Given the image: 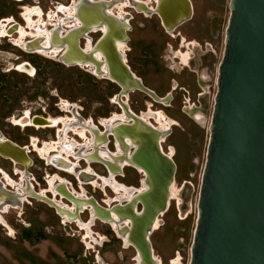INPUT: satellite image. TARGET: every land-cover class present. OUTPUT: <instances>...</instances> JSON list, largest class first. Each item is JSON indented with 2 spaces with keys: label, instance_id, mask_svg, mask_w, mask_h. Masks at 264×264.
<instances>
[{
  "label": "water",
  "instance_id": "obj_1",
  "mask_svg": "<svg viewBox=\"0 0 264 264\" xmlns=\"http://www.w3.org/2000/svg\"><path fill=\"white\" fill-rule=\"evenodd\" d=\"M123 2L82 0L75 14L82 27L71 36H64L61 28L52 31L51 49L62 50L69 43V57L63 58L62 54L61 61L106 65L109 75L113 73L124 87V93L138 89L158 100L127 70L116 50L115 39H124L127 23H122L109 10ZM230 12L190 264H264V0H231ZM159 13L164 24L173 27L190 19L193 11L190 0H160ZM98 28H105L106 34L98 41L94 53L102 55L105 62L79 48V39ZM132 118L135 124L122 126L116 136L121 141L131 139L136 146L130 163L145 172V191H133L135 197L111 209L103 208L93 197H76L66 185H57L56 192L75 204V214L79 215L88 206L100 219L117 223L120 235L138 251L139 264H159L150 236L159 218L169 209L176 165L162 152L160 134L144 120ZM105 134L111 131L107 129ZM104 135L91 131L95 143L98 136ZM0 155L26 169L31 164L26 150L9 141L0 143ZM87 161L98 160L89 156ZM105 163L111 170L110 164ZM52 164L67 170L75 167V163L62 157L54 159ZM77 179L90 183L97 176L83 170ZM25 191L55 207L61 215L66 211L54 198L39 195L31 186ZM21 197V193L7 189L0 182V212H6L8 206H23Z\"/></svg>",
  "mask_w": 264,
  "mask_h": 264
},
{
  "label": "flooded vegetation",
  "instance_id": "obj_2",
  "mask_svg": "<svg viewBox=\"0 0 264 264\" xmlns=\"http://www.w3.org/2000/svg\"><path fill=\"white\" fill-rule=\"evenodd\" d=\"M43 1L44 0H0V46H8L10 49L15 51L13 53L8 52V54L12 55V57L10 58L13 63L9 62L12 64L11 67L8 69V71H4L5 65L1 64L0 72L5 75L18 73L31 78L36 77L38 75V70L34 64V60L33 62L30 60H22L21 55L23 54L28 56H34L36 58L43 57L46 59L54 60L62 64L66 68H79L89 76L98 78L100 80H106L112 86L117 88V91L111 97V103L113 106H115L116 110L110 111L107 115L101 116L95 120L92 116L88 117L84 115V108L81 109L77 105L71 104L65 99H60V104H55V107L58 110L57 113L59 114H52L48 112V108L42 110V113H38V110L27 108L22 111L20 115H14L9 122L13 125V127L18 128L21 132H25L26 130H33L37 133L49 132V136H47V138L45 139H42L38 135H29L28 143L21 145L17 141L7 138L4 132L0 129V143L6 141L12 142L18 147L25 149L28 157L31 159V164L26 169L23 165H19L17 163L15 165L14 161L0 155V158L7 160L11 163L12 173L14 176L17 177L16 179L13 178L0 165V182L3 183L5 187L11 191L19 192V189H27L28 186H31L32 189L37 193H44L45 191L47 195L46 197H49L50 199L54 198V200L61 202L63 206L71 209L72 203H70L66 199H62L60 195L57 197L50 192L49 187L47 186V180H52V182L56 186L59 184L61 185V183L63 184L65 180L68 181L67 188H69L70 190H68L72 191L76 195V197L83 196L91 198L93 196L89 195L86 186L80 184L77 177L58 170L57 167H55L53 164L48 165L47 161L43 160L44 156L49 154L53 157L52 161H54V159L61 158L59 153H61V150L63 149L64 154H67L69 153V151H71L73 154H76L78 158L82 159V157H84V154H87V152L85 151V147H87V143L91 136V131L93 132L94 129L97 135L103 136L105 134V131L108 129V131H111V134H105L104 137L98 136V139H100V144L98 148L92 151L89 150L88 152V156H93L97 160L99 158L103 162L99 160L95 161V163L93 164H96V168H93V164H87L86 161H81L79 162V168L76 169L77 165L75 164L73 170L76 169V172L78 171L79 173L80 171L90 168L96 173V182L92 185L87 186L99 190L102 193L103 198H101L100 201L97 200L95 197L93 198H95L99 205L103 208L111 209L115 205L125 204L126 202L121 203L120 200V198L122 197L127 198V194L124 188H133L136 189V191L143 189V183L145 184L146 179V174L143 170L140 171L131 163V165H129L126 162L127 159H129L130 162V159L132 158L135 152L136 146L132 143L131 139L125 138L123 141H121L116 136V133L122 126H133L135 124V121L132 116H136L144 120L154 131L160 134V146L162 152L165 155L169 156L176 165V180L178 164L175 160V157L177 155V149L174 144L170 143V138L174 134L175 130L178 131L177 128H182V125L176 117L170 116L166 112V109L175 108L174 104L177 102V97L180 95V110L186 115L188 114L186 111H184V109L189 112H192L193 116H188L192 118V120L197 125H202L203 115L200 111H195V108L202 110L205 105V107L208 106L207 104H204V102H202L205 96L203 85H208L209 83L212 84L214 52L212 49L211 42L206 38L199 37L195 30L192 33L183 32L181 30V28L185 26L188 22H190L194 17L193 1L190 0L193 11L191 18L173 27H167L163 22L162 16L159 13L160 0H124L123 3L118 4L109 10L110 13L117 17L122 23H127L125 24L127 25V29L125 31L124 39H115V47L118 54L122 58L123 64L125 65L127 70L142 83L144 87H146L148 90H150L157 96L158 100L154 99L149 94L138 89L124 93V87L118 82L113 73L109 75L106 65H104L103 67L102 65L97 67V65H91L89 63L71 64L69 62L61 61L60 57L62 54H64L63 58L69 57V43H65L62 50H57V55H52L53 53L51 52L48 54L47 51L49 50L50 45L45 46L44 44L47 43V41L49 44V38L51 37L52 31L61 28L60 30H62L61 32L64 36H71V34L76 31V29L82 27L81 23H78V19L75 16L77 10L76 7L80 5V2L82 0H67V3H63L59 0H48V8L44 7ZM90 1L110 2L112 0ZM45 2H47V0H45ZM119 5L126 6L125 11L122 14L115 11L116 7ZM134 5L141 6L140 8L145 7V9L139 11ZM71 6L72 8H70ZM71 9L73 10L68 12V10ZM70 12H72V17L69 16ZM71 18L73 21L70 20ZM27 19H31L33 23L36 24L34 25L35 27L33 26L30 28ZM134 22L135 24H133ZM150 26H153L154 29L155 27L160 29L161 35L166 39V41L164 42L165 49L161 51L162 55L160 56V59H163V61L165 62V67H167L175 75V77L169 78V80H167L165 84L167 90L164 94H160L155 88L147 84L145 79L137 73L136 69L132 64L134 62L135 51V39L133 33L135 29L145 31ZM39 30L40 32H43V34H38V36L36 34ZM21 31L25 33L24 38H22ZM105 34V28H98L89 31L85 34V36L79 39V48L86 55L93 54L99 61L105 62V59L102 55L94 53V49L98 41ZM41 37H44V39L37 40ZM140 42L141 49L138 50L136 48V50H138L140 53L139 58L141 62H144L148 58V55H151V53L154 52V46L152 45L153 43H144L143 37H141ZM89 45L91 46V48L93 47L90 50L88 49ZM4 53H6V51L4 49H0V56ZM129 54L131 56L133 54L131 59L129 58ZM166 62H168L170 65L167 66ZM0 76H2V74H0ZM137 93L144 95V97H146V100H144V102L142 103L144 104V108L142 110L139 109L136 111L134 104L139 105V102L133 101L132 97ZM192 104L194 105V109L190 107V105ZM51 117L52 120L59 121V125H57V127L37 128L35 126H32L31 124H20L21 122L26 123L27 121L33 122L34 124H43L46 122L47 119L50 120ZM60 119L67 121V124L70 123V125L65 127V125L60 122ZM72 123L76 124L78 132L84 131L86 138H83L80 136V134H75L74 131H71L72 127H74ZM64 127L68 131L67 136H59L58 133L61 130H64ZM85 127L88 129V132ZM70 134L73 137L70 136ZM45 147L47 148V151H45L43 153V156H41L40 150L43 151ZM33 155H35L39 160L43 162V164L46 166V169H51V172H45L43 177L45 186H41L39 189L37 187L41 184L37 181L36 176L30 172V169L35 166ZM105 161L110 164L111 170L108 168ZM72 162L75 163L74 161ZM82 163H85V166H82ZM22 173H25V176L28 179L27 182L25 181L24 183H22V188H14L7 185V181L4 177L5 174H7L13 181H15V183L20 184L22 182L23 177ZM138 174L140 175V187H134L132 184L129 183V181H131V179ZM70 177L72 178L71 180L73 182L70 180ZM109 193L111 195H109ZM31 199L36 200L33 197L27 199L25 202H23L22 208L25 204H30ZM48 206L51 207L55 211L57 216L60 218V223L62 224L64 228V233L66 235H71L73 233V236L71 237H79L78 231L72 232L71 230L66 228L69 224H74L76 228L82 232L80 236L82 244L86 245L84 240H92L91 242L95 243L101 249L105 246L106 243L111 242V240H109L108 235H112L114 239L121 242L123 249H133L135 251L134 261L136 264L140 263L139 253L136 248L129 244L126 240H123L121 237H119L116 229L111 224L103 222L98 217L100 220L97 219L92 226H97V224H99L101 225V228L106 227V231L93 232L91 229L90 232L85 227H83L82 224H89L91 221V215L89 210L85 212L89 215V218L87 220L83 219V215L85 213L81 215L83 223H80L79 220L75 222H69L66 220L67 218H62L60 216L61 214L58 213L55 207H52L50 205ZM22 208H17L15 210H20ZM140 209L141 207L138 209V211H140ZM9 210L7 212H9ZM3 215L2 218L4 219ZM161 217L159 218V221L161 220ZM159 229L156 227L152 235ZM88 233L91 234V237L85 239V236ZM94 235L96 236V239L94 238ZM152 235L150 236V241ZM33 236L34 233L32 230H25L23 232V237L27 241H31L33 239ZM99 242L102 243L99 244ZM101 264H104L102 259ZM160 264H162L161 260Z\"/></svg>",
  "mask_w": 264,
  "mask_h": 264
},
{
  "label": "rangeland",
  "instance_id": "obj_3",
  "mask_svg": "<svg viewBox=\"0 0 264 264\" xmlns=\"http://www.w3.org/2000/svg\"><path fill=\"white\" fill-rule=\"evenodd\" d=\"M59 1L67 3V0ZM192 1L194 17L181 30L189 33L195 30L199 37L211 42L214 52L212 84L203 85L205 96L202 102L208 106L205 107V105L202 110L195 108V111H200L203 115L202 125H197L188 116H193L192 112L184 109L188 114L186 115L180 110V95L174 104L175 108L166 109L170 116L180 121L182 128H177L178 131L175 130L170 138V143L174 144L177 149L175 157L178 164L175 180L176 196L171 200L168 212L159 221L158 229H160L151 237L155 256L159 261L161 260L162 264H173V261L190 264L191 261L200 187L210 139L209 127L218 91V70L224 54L226 30L231 15V0ZM43 2L44 7L48 8V0ZM133 36L135 39L134 62L132 63L134 68L147 84L160 94H164L167 90L165 85L167 80L175 77L165 67L163 59H160L161 51L165 49L166 39L161 35V30L156 27L154 29L153 26L145 31L135 29ZM141 37L144 38V43H153L154 46V52L148 55L144 62H141L138 51L141 49ZM0 49L6 51L0 56V67L4 64V71H8L12 65L9 62L13 63L10 58L12 55L8 52L15 51L8 46H0ZM21 56L22 60L32 62L34 60L38 75L31 78L18 73L5 75L0 72L2 74L0 76V129L7 138L21 145L28 143L29 135H38L42 139L47 138L49 132L37 133L33 130L21 132L9 121L14 115H20L27 108L38 110V113L48 108V112L59 114L55 104H60V99H65L81 109L84 108V115L92 116L95 120L116 110L111 103V97L117 88L108 81L91 77L79 68H66L54 60L24 54ZM132 56L129 54L130 59ZM166 64L170 65L168 62ZM132 100L139 102V105L134 104L136 111L144 108L142 104L146 100L144 95L137 93ZM190 107L194 109L193 104ZM33 159L35 166L30 169V172L41 184L37 187L39 189L45 186L44 174L46 171L51 172V169H46L43 162L35 155ZM0 165L13 178H17L12 173V165L9 161L0 158ZM82 166H85V163H82ZM93 168H96V164H93ZM139 179L138 174L129 183L134 187H140ZM86 189L89 195L97 200L100 201L103 198L99 190L90 186H86ZM3 217L5 223L0 222V264H101V259L104 264H136L135 251L123 249L121 242L114 239L112 235H108L111 242L106 243L102 249L92 243V240H84L86 245L82 244L80 240L82 232L74 224H69L66 228L72 232L78 231L79 237H71L73 233L66 235L60 218L51 207L43 202L31 199L30 204H25L20 210L10 209ZM88 218V213H85L83 219ZM91 229L93 232L107 230L106 227L101 228L99 224L92 226ZM25 230L33 231L34 236L31 241L24 239ZM94 238L96 239L95 235Z\"/></svg>",
  "mask_w": 264,
  "mask_h": 264
},
{
  "label": "bare ground",
  "instance_id": "obj_4",
  "mask_svg": "<svg viewBox=\"0 0 264 264\" xmlns=\"http://www.w3.org/2000/svg\"><path fill=\"white\" fill-rule=\"evenodd\" d=\"M150 1V0H149ZM178 0H176V2H177ZM75 3V2H74ZM70 8H72V6L70 7ZM125 8H126V6H124V5H119V6H117L116 7V9H115V11H119V13H123L124 11H125ZM139 11L140 10H142V9H145V7H142V8H140V7H136ZM38 9V8H37ZM73 9H71V10H68V12L69 11H72ZM52 13V12H51ZM70 15V17H72L71 15H72V12H70L69 13ZM120 14V15H121ZM40 16V15H39ZM54 16V15H53ZM68 16V15H67ZM66 16V17H67ZM52 17V16H51ZM55 17V16H54ZM28 20V23H29V26H30V28L31 27H33L34 26V24H33V22L31 21V19H27ZM55 20V19H54ZM71 21H73L72 20V18L70 19ZM42 22V21H41ZM43 23V22H42ZM78 23H79V21H78ZM32 24V25H31ZM40 24V23H39ZM44 24V23H43ZM77 24V23H76ZM80 24V23H79ZM36 25V24H35ZM28 26V27H29ZM35 27V26H34ZM40 27V26H39ZM33 30V29H32ZM44 30V29H43ZM22 32V31H21ZM20 32V33H21ZM47 33V32H46ZM42 35L43 34V32H40V30L37 32V34L36 35ZM21 35H22V38H24L25 37V33L24 32H22L21 33ZM38 35V36H39ZM33 36H35V35H33ZM45 36V35H44ZM37 37V36H36ZM41 39V38H40ZM44 39V38H43ZM25 42V41H24ZM22 44H23V42H22ZM45 46H48V45H50V38H49V44H48V41H47V43H45L44 44ZM93 48V47H92ZM91 48V46L89 45L88 46V49L90 50V49H92ZM48 52V54L51 52V53H53L52 55H57V53H58V51L57 50H52L51 49V46H50V48H49V50L47 51ZM43 55H44V53H43ZM47 56V55H46ZM92 68V67H91ZM94 68V67H93ZM67 107V106H66ZM68 120V119H67ZM60 122L62 123V124H64L65 125V127H67L68 125H70V123L69 124H67L68 122L67 121H65V120H63V119H60ZM21 125H27V124H31L32 126H35V127H37V128H48V127H52V128H54V127H57V125H59V121H56V120H52V118H50V120L49 119H47L46 120V122L45 123H43V124H41V123H37V124H34L33 122H30V121H27L26 123L25 122H21L20 123ZM73 125H74V127H72V129H71V131H74V133L75 134H80V136L81 137H83V138H86V136H85V133H84V131L83 132H81V131H77L78 130V128H76V124L75 123H72ZM64 127V128H65ZM85 129L87 130V132H88V129L85 127ZM70 132V131H69ZM67 133H68V131H67V129L65 128L64 130H61L59 133H58V135L59 136H67ZM100 139H98L97 140V142L95 143V139L94 138H91V136H90V138H89V141H88V143H87V147H85L86 148V152H87V154H84V157H82V159L81 158H78L77 156H76V154H73L71 151H69V153H65L64 154V152H63V149L61 150V153H59V155H60V157H63L64 159H67V160H69V161H74L75 162V164L77 165V167H76V169H78L79 167V162H81V161H86L87 162V164H93V163H95V161H92V162H90V161H87L88 160V158H89V154H88V152H89V150L90 151H92V150H95V148H97L98 146H99V144H100V141H99ZM35 145V144H34ZM56 148V147H55ZM101 150H102V148H101ZM100 150V151H101ZM38 151V150H37ZM45 151H47V148L45 147L44 149H43V151H41L40 150V154H41V156H43V153L45 152ZM47 153V152H46ZM62 154H64V155H62ZM129 157H131V156H129ZM52 159H53V157L51 156V155H45L44 156V161H47V164L48 165H52ZM98 160L99 161H101V162H103L101 159H99L98 158ZM60 162H62V161H60ZM126 162L129 164V165H131L130 164V162H129V159H127L126 160ZM15 165H16V163H15ZM55 166V165H54ZM56 167V166H55ZM57 169L58 170H60V171H62V172H64V173H67V174H70V175H72V176H75V177H77L78 176V171L76 172V169H74V170H72V169H62V168H59V167H57ZM139 169V168H138ZM140 171H142V169H139ZM85 171H88V172H90V173H94V174H96L94 171H92L90 168H88V169H86ZM23 175V177H22V182L20 183V184H17V183H15V181H13L7 174H5L4 175V177H5V180L7 181V185H9V186H11V187H14V188H22V183H24L25 181L27 182L28 181V179H27V177L25 176V173H22ZM26 179V180H25ZM144 181V180H143ZM80 182V181H79ZM96 181H91L90 183H82V182H80V184H82V185H84V186H87V185H92L93 183H95ZM47 183H48V187H49V190H50V192L54 195V196H59V194L56 192V185L52 182V180H47ZM61 185H67V187H68V181H64V183L62 184L61 183ZM175 184H173V186H172V188H171V200L176 196V191H175V186H174ZM69 189V188H68ZM147 189V187H146V185L143 183V189H140V190H137V191H139V192H143V191H145ZM70 190V189H69ZM124 190H125V192H126V194H127V198H120V200H121V203H125V202H128V201H130L133 197H135V194L137 193V191H136V189H133V188H124ZM133 191H136V193L135 194H132V192ZM72 194H74L72 191H70ZM19 193H21L22 194V197H21V199H20V201H21V203H23V202H25L27 199H29V198H31V196L30 195H27L28 193H27V191H25V188H23V189H19ZM39 195H42L43 197H46L47 195H46V192L44 191V193H42V192H39ZM75 195V194H74ZM76 196V195H75ZM77 197H79V198H82V199H90V198H88V197H83V196H77ZM62 199H64V197H62ZM37 201H41V202H44V201H42V200H40V199H36ZM119 200V199H118ZM56 201V200H55ZM61 207H63V209H65L66 211L65 212H63V215H60L62 218H67L66 220L67 221H69V222H75V221H77V220H79V222L80 223H83V221H82V218H81V215L82 214H84L87 210H89V212H90V215H91V221H90V223L89 224H82L83 225V227H85L88 231H90L91 232V226L95 223V221L97 220V219H99L98 217H97V215H96V213H95V211H94V209L92 208V207H85L84 208V210L83 211H81L80 210V212H79V215H77V214H75L76 213V208H75V204L74 203H72V206H71V209H69V208H67V207H65V206H63V204L61 203V202H58V201H56ZM17 208H22V205H17V206H15V207H11V206H8V207H6L5 208V210H6V212H4V213H2V212H0V222H2V223H5L4 222V219L2 218V215L3 214H5V213H7V211L9 210V209H17ZM76 215V216H75ZM114 217H115V219L117 218V216L116 215H114ZM100 220V219H99ZM102 220V219H101ZM103 222H105V223H108V224H111L112 226H114V228L116 229V231H117V233H118V235H119V237H121L123 240H126L127 241V239H125L124 238V235H120L121 234V228H120V226H118V224L117 223H109V222H107V221H104V220H102ZM156 227L158 228V227H160V223H159V221L157 222V224L155 225V229H156ZM122 234H123V232H122ZM91 237V234H87V236H85V239H88V238H90ZM157 259V258H156ZM178 260V259H177ZM157 261L159 262V264H160V261L157 259ZM173 264H181L179 261H173Z\"/></svg>",
  "mask_w": 264,
  "mask_h": 264
},
{
  "label": "crops",
  "instance_id": "obj_5",
  "mask_svg": "<svg viewBox=\"0 0 264 264\" xmlns=\"http://www.w3.org/2000/svg\"><path fill=\"white\" fill-rule=\"evenodd\" d=\"M52 118V117H51Z\"/></svg>",
  "mask_w": 264,
  "mask_h": 264
}]
</instances>
